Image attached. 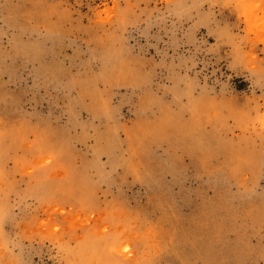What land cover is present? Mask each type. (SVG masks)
<instances>
[{"label":"rangeland","instance_id":"obj_1","mask_svg":"<svg viewBox=\"0 0 264 264\" xmlns=\"http://www.w3.org/2000/svg\"><path fill=\"white\" fill-rule=\"evenodd\" d=\"M0 264H264V0H0Z\"/></svg>","mask_w":264,"mask_h":264}]
</instances>
